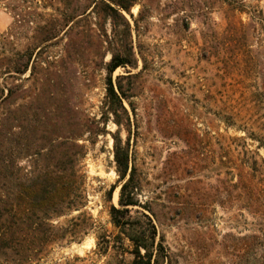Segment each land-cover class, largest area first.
Segmentation results:
<instances>
[{
	"label": "rangeland",
	"instance_id": "rangeland-1",
	"mask_svg": "<svg viewBox=\"0 0 264 264\" xmlns=\"http://www.w3.org/2000/svg\"><path fill=\"white\" fill-rule=\"evenodd\" d=\"M61 1L0 0V132L11 135L15 173L30 180L42 166L41 155H54L62 141L83 153L77 167L82 204L48 221L67 238L33 247L10 264L133 263V245L110 216L112 205L119 208L122 185L114 161L118 135L130 141L131 165L141 181L140 207L130 216L154 221L165 250L161 264H249L244 243L237 246L233 237L242 239L259 226L241 205L220 207L213 188L221 144L243 145L264 158L250 138L264 134V0H123L133 3L122 11L128 23L100 15L92 0H78L87 6L86 20L68 27H62ZM116 53H130L135 63L113 74L125 93L129 132L107 113L104 65ZM28 60L27 72H17ZM9 90L16 95L7 98ZM42 106L50 114L34 132L35 124L23 119ZM225 115L233 125L225 124ZM22 125L31 132L13 143ZM95 128L101 132L90 134ZM187 139L195 159L183 155ZM187 186L201 191L193 201L197 211L177 199ZM7 187L16 194L13 181Z\"/></svg>",
	"mask_w": 264,
	"mask_h": 264
},
{
	"label": "trees",
	"instance_id": "trees-1",
	"mask_svg": "<svg viewBox=\"0 0 264 264\" xmlns=\"http://www.w3.org/2000/svg\"><path fill=\"white\" fill-rule=\"evenodd\" d=\"M108 1L116 8L111 4H106L104 0H92L90 3L94 4L95 8L101 7L100 15L109 17L113 21L124 20L128 23L122 11L129 12L133 3L127 5L123 0ZM61 4L63 7L62 21L65 23L62 27H68L70 23L75 21L76 23H82L86 20L84 15L87 13V6H81L78 0H62ZM82 44L84 45V42ZM122 49L124 54L128 52L125 47H122ZM30 62L28 60L24 66L19 65V68L16 69L17 72L20 74L27 72ZM104 66L107 71V113L113 117L118 128H125L126 132H129L131 121L123 103L126 98L125 93L119 83L114 84L113 74L119 68L134 67L133 57L130 53L125 56L116 53ZM260 81L264 93V72L260 74ZM3 94L4 91L0 90V100L3 98ZM14 94L16 95V92L9 90L7 98L12 97ZM33 113L32 118L25 119V117L23 123H27V125L34 123L35 126L32 131L35 132L46 126L43 120L46 119L48 113L50 114V109L42 106L33 109ZM223 119L225 124L233 125V119L227 115L223 116ZM19 128L21 134L17 138L14 137L13 143L18 140L19 136L24 140V131L31 132V130L25 129L23 125ZM95 130L96 132H93L91 129L89 133L98 135L101 132L97 128ZM251 136V140L258 143V148L264 149V134L259 136L252 134ZM10 137L11 135L6 129L1 130L0 178L6 181V185L0 186V264H10L12 259L19 260L21 256L27 255L33 247L42 250L54 243L65 240L67 238L66 231L61 227H55L48 221L51 217L61 216L66 211L79 208L82 204L79 195L80 176L77 167L83 158V153H73L68 148L66 141H62L57 145V152L54 155L51 152L41 155L42 166L35 171V175L30 180L26 181L18 173H15V163L10 149ZM113 141L116 172L122 185L119 208L112 205L110 209L112 223L121 230L133 245L134 261L132 264H161L164 260L165 250L163 243H157L156 241L158 232L154 221L146 215H142V218H132L130 216V209L140 207L138 192L141 183L137 168L131 165L130 141L127 140L124 143L120 135L114 136ZM185 142L187 151L183 152L184 157L195 159L193 155L195 152L194 144L188 139ZM29 143L30 139L27 138L26 148ZM202 143L206 148L207 142L203 140ZM73 148L78 147L73 146ZM239 149H241V152H239ZM78 150L82 151L83 148L80 147ZM217 153L219 165L218 169L215 170L213 191L219 206L225 208L226 206L239 207L241 205L248 215L256 220V226H259L257 232L242 239L233 238L237 241V246L244 243L246 255L248 256L247 263L264 264V158L258 153L247 150L243 145L238 146L237 144L234 149L224 147L221 144ZM173 155L176 156V154ZM175 156H172L173 161L177 159ZM208 159L209 157L206 156L203 161L206 162ZM196 166H193L190 171H188L189 168L186 170L189 179L193 177ZM8 181L14 182L16 194H11L7 187ZM192 182L194 181L189 180V187L194 184ZM188 186L185 194L181 197L178 194L177 199L182 201L187 210L194 212L197 211V207L193 201L195 197H199L201 191L188 188ZM149 212L155 218L150 210ZM259 250L262 251V256L258 258L257 252Z\"/></svg>",
	"mask_w": 264,
	"mask_h": 264
}]
</instances>
